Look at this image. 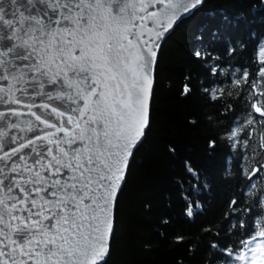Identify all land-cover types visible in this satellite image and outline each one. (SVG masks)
Instances as JSON below:
<instances>
[{
	"label": "snow or ice",
	"instance_id": "1",
	"mask_svg": "<svg viewBox=\"0 0 264 264\" xmlns=\"http://www.w3.org/2000/svg\"><path fill=\"white\" fill-rule=\"evenodd\" d=\"M206 2L0 0V264H109L120 197L151 127L159 51ZM256 43L251 70L228 72L207 49L192 53L207 76L208 146L224 142L226 175L235 172L242 189L229 207L240 217L233 235L243 237L209 244L222 264H264V37ZM192 93L185 78L179 95ZM185 202L194 216L199 205Z\"/></svg>",
	"mask_w": 264,
	"mask_h": 264
},
{
	"label": "trees",
	"instance_id": "2",
	"mask_svg": "<svg viewBox=\"0 0 264 264\" xmlns=\"http://www.w3.org/2000/svg\"><path fill=\"white\" fill-rule=\"evenodd\" d=\"M214 30L218 32L215 37ZM197 35L203 39L198 41ZM261 37L264 4L260 0H207L163 42L151 103V127L132 160L120 197L109 264H222L217 250H210L209 244L223 245L243 237L242 231L239 237L233 235L240 217L229 207L234 197L240 199L241 184L235 172L226 175V167L232 162L224 142L217 138L214 149L208 146L215 131L206 123L205 113L212 109L201 95L207 76L204 62L194 60L192 53L207 49L208 62L216 58L228 72L243 67L251 70ZM229 45L236 48L231 57ZM189 77L193 93L183 98L179 93ZM217 81L226 85L231 77L221 75ZM242 109L243 103L237 104L225 123L234 120ZM193 119L198 121L195 126L190 123ZM186 163L199 174L198 182L187 171ZM185 198L199 205L192 217L184 214L188 207ZM148 200L152 202L151 214L144 210ZM162 216L168 220L163 226ZM178 236L183 241L177 242Z\"/></svg>",
	"mask_w": 264,
	"mask_h": 264
},
{
	"label": "water",
	"instance_id": "3",
	"mask_svg": "<svg viewBox=\"0 0 264 264\" xmlns=\"http://www.w3.org/2000/svg\"><path fill=\"white\" fill-rule=\"evenodd\" d=\"M187 18H189V17H185V18L179 20V22L175 25L174 29H175V28H176L181 22H183L184 20H186ZM172 32H173V30L170 32V34H171ZM170 34H168L167 37H168ZM165 40H166V39H165ZM165 40H164V41H165ZM164 41H163V42H164Z\"/></svg>",
	"mask_w": 264,
	"mask_h": 264
}]
</instances>
